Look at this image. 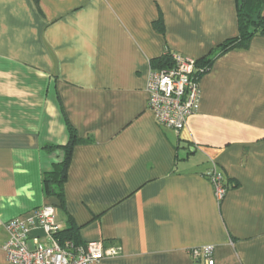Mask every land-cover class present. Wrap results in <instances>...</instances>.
<instances>
[{
	"label": "crops",
	"instance_id": "crops-1",
	"mask_svg": "<svg viewBox=\"0 0 264 264\" xmlns=\"http://www.w3.org/2000/svg\"><path fill=\"white\" fill-rule=\"evenodd\" d=\"M237 34L235 0H0V264L6 223L44 204L79 242L122 246L99 264H195L203 245L215 264H264V36L216 49ZM174 52L213 59L180 132L147 107ZM71 130L62 206L44 174Z\"/></svg>",
	"mask_w": 264,
	"mask_h": 264
},
{
	"label": "built area",
	"instance_id": "built-area-1",
	"mask_svg": "<svg viewBox=\"0 0 264 264\" xmlns=\"http://www.w3.org/2000/svg\"><path fill=\"white\" fill-rule=\"evenodd\" d=\"M171 65L153 69L147 82L148 110L156 121L180 132L200 108L201 74L196 59L178 52L171 53ZM219 202L225 198L228 187L224 175L216 166L208 172ZM9 233L3 245L9 264H99L105 258L122 254V246L106 245L103 241L77 244L57 238L61 224L56 207L44 204L29 215L17 216L6 223ZM40 230L43 236H34ZM214 245L191 249L195 264H215Z\"/></svg>",
	"mask_w": 264,
	"mask_h": 264
},
{
	"label": "trees",
	"instance_id": "trees-1",
	"mask_svg": "<svg viewBox=\"0 0 264 264\" xmlns=\"http://www.w3.org/2000/svg\"><path fill=\"white\" fill-rule=\"evenodd\" d=\"M238 18V34L228 38L216 46L220 53L235 48H246L250 40L257 34L264 36V0H235ZM159 22V20H158ZM171 55L166 54L158 62V68H164L171 65ZM198 68H204V74L210 69L213 59L206 57L196 60ZM204 74H201L203 76ZM78 142L76 134L71 130V140L65 146H58L64 150V158L61 162L54 163L51 170L44 174V186L46 193L50 197H55L61 201L64 206L65 202V184L67 179L68 167L71 160V154L74 145ZM77 230L69 228L58 233L57 238L60 240H70L77 244L79 242Z\"/></svg>",
	"mask_w": 264,
	"mask_h": 264
}]
</instances>
